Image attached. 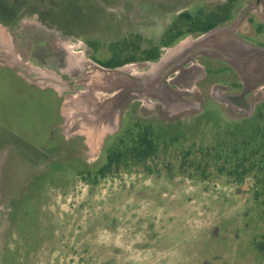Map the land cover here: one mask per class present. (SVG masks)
I'll use <instances>...</instances> for the list:
<instances>
[{
	"label": "rangeland",
	"instance_id": "obj_1",
	"mask_svg": "<svg viewBox=\"0 0 264 264\" xmlns=\"http://www.w3.org/2000/svg\"><path fill=\"white\" fill-rule=\"evenodd\" d=\"M18 1L0 9L17 12ZM56 2L62 14L49 20L64 32L0 17V43L34 64L0 60V264H264V55H238L236 67L217 53L238 41L264 50V0ZM101 2L133 25L118 28ZM186 15L227 19L202 43ZM187 38L175 59L188 55L141 77ZM58 39L92 63L67 68ZM111 59L133 62L102 65ZM36 75L67 88L35 86ZM241 93L246 109L225 98ZM143 129L156 136L153 155L96 175ZM234 146L257 151L243 178L230 174Z\"/></svg>",
	"mask_w": 264,
	"mask_h": 264
},
{
	"label": "trees",
	"instance_id": "obj_2",
	"mask_svg": "<svg viewBox=\"0 0 264 264\" xmlns=\"http://www.w3.org/2000/svg\"><path fill=\"white\" fill-rule=\"evenodd\" d=\"M230 4L231 3L228 1L222 7H218V10L229 9ZM182 17L183 15L181 14L178 17V20L176 21H181ZM186 17L190 19L188 15H186ZM213 17H216V15L214 16L208 15L206 19H203V20H201L199 16L191 18L190 20L193 24L196 25V23L199 22L201 25L196 26L191 30L189 29V33H194L197 35V34L207 32L208 30H211L214 27L223 24L225 20L227 19L225 18V19H220V20H213ZM176 21L173 22V25L176 23ZM178 36H182V35L179 34ZM156 57H158L157 54L152 55L149 58L155 59ZM131 61H132L131 59H126L118 63L116 62L111 63L110 61H106L105 63H102V65L104 67L111 68V67H117L119 65H122L126 62H131ZM46 90L51 91L50 89H46ZM51 97L53 98L54 96H51ZM156 148H157L156 136L152 132H149L148 130L143 129L137 134L136 138L130 144V147L126 149V151H120V149H117V148L110 149L106 155L104 164L97 170L96 175L102 176V177L105 176L107 171L111 168V166H117V164L123 160V156L125 155H129L130 159H132L133 161L146 160L149 156L153 155L156 152ZM229 149H230L229 153L233 159V165H232L233 170L230 171V174L232 175L237 174L239 175V177L243 178L245 175H247L248 173L247 171H249L250 169V168L245 167V162L249 161V163H252L250 161L251 158L249 159V156L256 153L257 151L255 150V152L253 153L250 151L251 154H247L245 151H243L242 157H240L239 153L241 152V150L238 147L234 146V147H230ZM42 180L44 179L40 178L38 180L39 181L38 183H40V181ZM33 186H35V184Z\"/></svg>",
	"mask_w": 264,
	"mask_h": 264
},
{
	"label": "flooded vegetation",
	"instance_id": "obj_3",
	"mask_svg": "<svg viewBox=\"0 0 264 264\" xmlns=\"http://www.w3.org/2000/svg\"><path fill=\"white\" fill-rule=\"evenodd\" d=\"M259 1H262V0H258V2ZM22 2H24V1L21 0L19 2V9H18L17 12H14V8L16 7L17 4L16 5L13 4V3L7 4L3 9H0V12H3L2 14H0V17H4L6 19V21L9 22L11 19L15 20L16 18L20 17L21 15L27 16L26 14H29V15L33 16L34 19L32 21L27 20L28 23H31V24L33 23L34 25L37 24L39 26H42L43 28H48L47 26L51 25V26H54L58 31L64 32L56 25V23L50 22L51 18L52 19H54V18H58L59 19L61 14H62L60 12V9H61L60 4L57 3L56 0H29V1L25 2V3H22ZM41 3H43V4H41ZM99 5L104 8L105 13L114 15L112 22L114 24H115V22L116 23H120V24H117V26H119L118 28H120V26H122L121 25L122 22H120V21H123V23L125 25H127V26L133 25L132 23L135 20H132L130 18L128 19V15L127 16L123 15V13L115 15L114 11L111 10V9L107 10V8L102 4V2ZM120 16H123V17H120ZM129 17H130V15H129ZM90 29L92 31H95V29H98V28L85 27V28H83L82 30H79V31H85V30L87 31V30H90ZM6 30H8V29L5 28V31ZM208 31H210V30H208ZM57 42H58V46L66 51V62H67V64H68V58H67L68 52L77 53V55L81 56V58L83 59L82 63H85V61L91 62V60L86 58L82 52H79V51L75 50L76 49V44L72 43L70 40L65 41V40H59L58 39ZM66 42L69 43V44H67V46L63 44V43H66ZM11 45H12V42H11ZM13 51H14V53L17 56V63L25 64V65H34V64L30 63V62H27V63L23 62L22 59H21V56L18 53H16L14 49H13ZM8 59L11 60L12 57H6V58L2 57V56L0 57V60H3V61H7ZM146 60H149V59H146ZM157 60H155V61H157ZM12 61L14 63V62H16V59H13ZM63 61H65V58H64ZM109 61L111 63H113V62L118 63L119 62V61H115V60H112V59L109 60ZM155 61H148L147 63L149 64V63H152V62H155ZM131 62H133V61H131ZM8 63L10 64L12 62L8 61ZM126 63H130V62H126ZM126 63H124V64H126ZM126 65H132V64H126ZM35 86H37V85H35ZM237 105H240L241 107H243L245 109L248 107V106L247 107L244 106L242 101L239 102Z\"/></svg>",
	"mask_w": 264,
	"mask_h": 264
},
{
	"label": "bare ground",
	"instance_id": "obj_4",
	"mask_svg": "<svg viewBox=\"0 0 264 264\" xmlns=\"http://www.w3.org/2000/svg\"><path fill=\"white\" fill-rule=\"evenodd\" d=\"M214 34H215V32L214 33L212 32V33L208 34L207 36L202 37L198 41H200L202 43L207 42V41L211 42L209 40H211V37ZM193 42H194L193 39L187 38V40H184V41H182V42H180V43H178V44H176L174 46L167 47L165 49L164 53L161 55V57L157 61L149 63V65H150L149 70H147L146 72L141 74V77L145 78V80L147 81L148 79L151 80L156 74L164 73L165 70H167L169 66L175 65L180 60H182L186 55L189 54L188 52H186V53L183 54L182 59H181V57H178L180 59H178V58L175 59L183 51H186L187 48H189V46L193 44ZM0 46L6 48L8 50L10 49V51H11V49H13L12 45L5 46L2 43H0ZM12 53L13 54L11 56L12 57L11 61L13 59H16V63H17V56H16V54L14 53L13 50H12ZM217 53H218V55H221V57L223 56V57L227 58L226 60L229 61L233 66L238 67L241 64V62H240L241 60L238 57V55H244L247 59H249V57L253 56V54H254V56L264 55V50L261 49V48H257V47H255L253 45L247 44L245 42L238 41V42H233L231 44V47L228 48V49H224V50H220L219 49V52H217ZM67 58H68V64H67L68 67L67 68H69L70 70H73L74 72L75 71L77 72L79 70V69H77L75 67L76 65L78 66V65H85V64L91 63L89 61H85V63H82L83 59L81 58V56L77 55V53L68 52ZM22 65L28 66V65H25V64H22ZM69 66H73L72 67L73 69L70 68ZM42 76H44L45 78L51 77V78L57 79L56 77H53V75H51V76L42 75ZM44 81L45 82H50L54 86L57 85V83H55L54 81L50 80L49 78L44 79ZM147 83H149V81H147ZM66 85H67V83L65 84V86H60L59 84L57 86H59L60 88H62V87L67 88ZM161 95H164V93H162ZM164 97H167V96H164ZM77 102H79V101H77ZM70 105H71V102H70ZM72 105L74 106V104H72ZM82 105H81V107H82ZM76 108H78L77 105H76Z\"/></svg>",
	"mask_w": 264,
	"mask_h": 264
},
{
	"label": "water",
	"instance_id": "obj_5",
	"mask_svg": "<svg viewBox=\"0 0 264 264\" xmlns=\"http://www.w3.org/2000/svg\"><path fill=\"white\" fill-rule=\"evenodd\" d=\"M256 2H258V0H256ZM207 32H208V31H207ZM207 32L202 33L200 38H202V37H204V36H207V35H208ZM96 66H98V65H96ZM98 67H100V66H98ZM108 69H110V68H108ZM113 70H115V71H119L120 69H118V68H113ZM47 78H49L50 80H52V81L58 83V81H57L56 79H54V78H51V77H47ZM47 78H45V77L42 76V75L27 76V79H28L30 82H32V83H34L35 85H37V86H42L43 82H45L44 79H47ZM66 83H67V81L61 82L62 85H60V86H65ZM59 84H60V83H59ZM73 86H74V85H73ZM42 87L45 88V87H51V86L48 85V84H46V85H44V86H42ZM53 87H54V86H53ZM225 98H226L229 102H232V103H235V104H238L239 102L242 101V103L244 104V106H247V105H246V102H245V99H244V95H243V93H241V94H239V95H227Z\"/></svg>",
	"mask_w": 264,
	"mask_h": 264
}]
</instances>
